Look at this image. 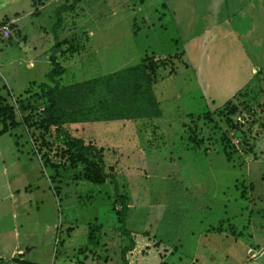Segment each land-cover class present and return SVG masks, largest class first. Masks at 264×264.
<instances>
[{
    "label": "rangeland",
    "instance_id": "rangeland-1",
    "mask_svg": "<svg viewBox=\"0 0 264 264\" xmlns=\"http://www.w3.org/2000/svg\"><path fill=\"white\" fill-rule=\"evenodd\" d=\"M223 1L232 26L230 0ZM69 2L0 0V25L18 18L10 23L7 39L0 35V97L18 123L0 135V259L21 264L20 254L9 258L16 246L23 260L33 264H121L119 251L127 245L117 229L113 184L87 183L79 165L55 172L42 167L29 137L34 130L26 131L21 122L27 114L30 122L37 120L41 101L32 99L23 112L17 110L15 101L23 90L36 92L44 82L50 47L62 39L67 43L58 58L65 69L61 86L136 65L144 56L168 57L157 70V83L166 84L165 75L175 72V82L187 86L184 63L194 69L193 89L161 103L160 121L141 120L126 130L113 122L64 127L72 137L101 149L104 171L127 206L125 228L137 235L136 252L125 255L130 264L189 261L194 253L189 233L206 225L216 231L223 217L229 218L226 226L233 235L247 225L243 218L248 210L260 213L264 225L260 28L245 24L240 38L231 37L229 25L225 32L217 27L214 0H79L53 32L54 9ZM88 230H94L92 244ZM257 243L264 245V232ZM262 251L255 262L264 264Z\"/></svg>",
    "mask_w": 264,
    "mask_h": 264
},
{
    "label": "trees",
    "instance_id": "trees-1",
    "mask_svg": "<svg viewBox=\"0 0 264 264\" xmlns=\"http://www.w3.org/2000/svg\"><path fill=\"white\" fill-rule=\"evenodd\" d=\"M78 2L79 0H70L68 4H61L54 9V23L51 27L53 32L61 28L62 14L72 11ZM3 23L8 24L9 30L12 28L8 20L5 19ZM66 43L67 41L62 39L54 42L50 47L47 57L48 70L45 73L44 82L36 85V92H31L29 87L23 90V97L15 101L17 110L23 112L27 106L25 103L28 104L32 99L41 101L37 120L30 122V116L27 114L21 118V122L26 131L32 127L36 132L35 135L34 132H29V137L42 167L47 166L55 172L58 167L74 169L79 165L81 178L87 183L101 185L109 180L113 184V202L119 205V208L114 211L117 229L119 234L127 240V245L119 251V260L121 264H127L125 255L134 246L130 233L125 228L127 206L123 198L116 193L114 179L104 171L101 149L88 142L84 143L80 138L72 137L64 127L79 123L158 118L160 110L153 96L152 85L156 71L163 67L162 61L168 57L158 60L152 56H144L136 65L72 85L61 86L59 78L65 69L60 65L58 58L65 52L62 47L66 46ZM29 86H32V82ZM226 105L227 103L224 108ZM228 106L230 109L234 108L232 105ZM17 126L13 108L3 103L0 97V135ZM223 154L229 160L230 154L227 152ZM49 181L51 183V180ZM54 195L57 196V191H54ZM93 233L94 230H88L89 244H92ZM13 260L14 258L10 259V261ZM17 262L33 264L18 260Z\"/></svg>",
    "mask_w": 264,
    "mask_h": 264
},
{
    "label": "crops",
    "instance_id": "crops-1",
    "mask_svg": "<svg viewBox=\"0 0 264 264\" xmlns=\"http://www.w3.org/2000/svg\"><path fill=\"white\" fill-rule=\"evenodd\" d=\"M221 0H214V4L212 5L216 9L215 17L217 19V27L220 26L223 28V31L225 28L229 25V35L232 37L240 38L242 36V33L240 34L241 27L247 24L248 26H253V28L258 27L260 28V33L258 37V43H263L262 40V28H264V0H242L239 5L236 0H230L228 4V9H230V22H232V26L229 24V17L224 13V11H227V1H223L220 3ZM225 6V7H224ZM224 8V9H223ZM18 22V18L15 17L14 22L12 20H9V23H16ZM227 31V30H226ZM225 32V31H224ZM222 32V36L224 37L226 33ZM244 33V32H243ZM234 34V35H233ZM90 34L87 36L89 37ZM88 41V39L86 40ZM239 42V40H236ZM237 42V43H238ZM86 44V43H85ZM261 46V45H260ZM83 51H86L85 48ZM86 54V53H85ZM88 54V53H87ZM184 56V52H180V60ZM186 68L183 69L186 73L189 74V77L187 78L188 87L183 86L185 83L184 81H178L175 80V72H173V75L164 77V81L166 84H162L160 82L157 83L156 77H157V71L155 73V80L154 84L152 85V92L153 96L158 103V107L160 110V116L158 118L152 119L160 121L162 120L163 113L161 109V103L167 102L171 99V97L177 96V94L182 95H189L190 89H193V83H195V75H194V69L192 67H188L186 63H184ZM194 68V67H193ZM197 85L195 84V87ZM181 87H184V90L181 89ZM192 91V90H191ZM169 92V93H167ZM170 94V96H169ZM190 99V98H189ZM141 120H147V119H136L131 121H115L116 125H118L119 128L126 130V128L130 127L131 124L135 125L136 123H141ZM79 124H86V123H79ZM76 124H73V126ZM245 208V207H244ZM238 208V215H241V211ZM244 211V210H243ZM258 212L248 210L245 214V217L243 218V221L247 223L245 226H240L237 231H241V234H238V232L235 233V235L230 234L231 232L227 228V224L230 223L228 217H223L217 220L216 225H221V227L218 230H211L214 226L206 225L205 227L198 230L194 235L192 232L189 233V235H192L191 237H194L193 241V255L189 259V261L183 263V264H262L255 262L258 258L263 256V248L264 245L260 246L257 242L259 240L260 234L264 232V228H261L260 226L263 224H260V217L261 214H257ZM242 218V217H241ZM257 218H259L257 220ZM256 221V222H255ZM201 223V222H199ZM226 226V227H225ZM264 226V225H263ZM226 228V229H225ZM130 236L133 241V248L131 251H129V254H133L136 252L137 244H136V238L137 235H134L130 233ZM136 237V238H135ZM161 241V240H157ZM178 242V241H177ZM144 246L148 247V241L145 238ZM173 250H176V248L173 247ZM23 251L19 249L16 246H13V248L10 251V259H12V256L18 255V261H24L23 260ZM127 254V253H126ZM126 259V258H125ZM128 258L126 259V261ZM139 261V260H138ZM177 263L181 262V257H176ZM27 262V261H26ZM144 262V261H143ZM139 263V262H138ZM127 264H130L129 261H127ZM141 264V262H140ZM144 264V263H142Z\"/></svg>",
    "mask_w": 264,
    "mask_h": 264
},
{
    "label": "built area",
    "instance_id": "built-area-1",
    "mask_svg": "<svg viewBox=\"0 0 264 264\" xmlns=\"http://www.w3.org/2000/svg\"><path fill=\"white\" fill-rule=\"evenodd\" d=\"M0 35L3 39H7L10 36V31L7 23H2L0 25ZM0 264H7V260L0 259Z\"/></svg>",
    "mask_w": 264,
    "mask_h": 264
}]
</instances>
